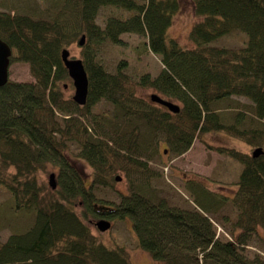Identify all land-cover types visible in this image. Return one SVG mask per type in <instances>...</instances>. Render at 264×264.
Instances as JSON below:
<instances>
[{
	"label": "trees",
	"instance_id": "16d2710c",
	"mask_svg": "<svg viewBox=\"0 0 264 264\" xmlns=\"http://www.w3.org/2000/svg\"><path fill=\"white\" fill-rule=\"evenodd\" d=\"M190 3L197 17L191 47L168 35L180 0H58L44 19L0 13V37L34 77L0 86V185L16 211L34 212L29 227L0 240V264H134L125 246L111 248L92 231L88 217L96 215L130 217L138 246L163 264H264L260 254L238 251L264 229V0ZM107 6L114 11L101 25ZM236 31L246 35L241 45L216 44ZM125 33L142 37L140 48L159 56L157 73L134 77L126 58L115 70L103 62L101 44L122 45ZM82 35L89 93L79 105L63 94L69 74L62 51ZM139 87L180 102L179 112L137 94ZM241 96L252 101L253 117L232 101ZM214 130L262 153L211 146L243 164L236 188L227 195L207 179H187L192 203L182 206L163 194L161 175L150 166L158 143L180 156ZM48 163L59 168L52 190L36 175ZM119 170L127 171V191L114 190L119 200L97 199L96 189L113 186ZM228 207L235 215L220 216ZM214 220L231 240L217 237Z\"/></svg>",
	"mask_w": 264,
	"mask_h": 264
},
{
	"label": "rangeland",
	"instance_id": "374dc122",
	"mask_svg": "<svg viewBox=\"0 0 264 264\" xmlns=\"http://www.w3.org/2000/svg\"><path fill=\"white\" fill-rule=\"evenodd\" d=\"M58 0H0V13L23 14L34 18L44 19L47 13H53L58 9ZM181 8L174 15L172 25L170 26L168 35L175 38L181 45L191 47L193 44L189 40V31L197 21V17L192 8L190 0H180ZM113 8L107 6L102 8L98 17V23L103 24L104 19L112 14ZM117 14L122 12L117 11ZM244 33L239 31L232 32L221 37L216 44L239 46L243 43ZM125 43L122 45H113L108 42L101 44V57L103 62L110 70H115L117 62L121 58L128 60V73L134 77L145 71H150L155 74L161 67L159 56L152 52L142 50L140 48L143 38L137 34L125 33L122 35ZM66 48L70 51V56L83 59L82 46L79 42H74L67 45ZM140 51V53L138 52ZM17 51L12 48L11 63L9 65V79L11 81H33L34 77L30 70L28 62H23L15 59ZM62 83L65 84L63 94L67 98L73 99L75 87L73 80L69 77ZM155 92L152 88H137V94L145 96L149 99V95ZM241 111L247 115H252V101L246 97H233L232 100ZM180 105V102H176ZM228 102H226L227 104ZM104 104L100 103L93 107V110L103 108ZM109 104L106 108H111ZM230 107V106H229ZM232 111V107L227 108ZM251 109V110H250ZM264 121V118H263ZM212 147H234L246 153H252L255 147L243 139L230 135L225 131H210L205 132L195 138L190 150L180 156H171L167 144L164 141L158 143V149L155 158L151 161L150 166L156 168L160 173V182L162 184L163 194H168L174 202L188 206L192 203L190 191L185 187L184 182L187 179H207L208 186L214 190L221 191L227 195H231V188H236V182L243 168V164L238 160L217 152ZM163 151V152H162ZM166 162V163H165ZM59 168L54 164L48 163L43 169L36 172L40 184L45 185L47 189L52 190L50 185V175L55 173L54 182L59 186L58 173ZM118 175H122L120 181H114L113 186L99 187L96 189L97 199L101 197L113 198L119 200V197L114 192H126L128 175L126 170H119ZM89 180L91 178L89 177ZM89 180L86 179L88 182ZM11 193L2 185H0V240L6 239L12 230H24L34 222V212L14 209ZM223 214L235 215V210L232 207L223 209L220 216ZM213 217V216H212ZM105 217L99 215L88 217L92 231L111 248L125 246L130 260L134 264H163L154 260L151 255L137 244V237L132 227L130 217L125 219L110 220L111 228L106 231H100L96 222ZM108 219V218H106ZM216 235L221 240H231V235L220 222L213 221ZM3 226V227H1ZM4 229V227H8ZM2 228V229H1ZM249 243L238 249L248 257H253L255 254H260L264 257V229L258 228L251 238Z\"/></svg>",
	"mask_w": 264,
	"mask_h": 264
},
{
	"label": "water",
	"instance_id": "95a60500",
	"mask_svg": "<svg viewBox=\"0 0 264 264\" xmlns=\"http://www.w3.org/2000/svg\"><path fill=\"white\" fill-rule=\"evenodd\" d=\"M85 43V35L81 36L79 44ZM12 47L0 37V86L4 85L9 79V65L11 63ZM63 62L68 69L69 77L73 80L75 87V93L73 100L79 105H84L87 102L89 93V76L85 69L83 60L81 58H75L70 56V51L64 48L62 51ZM152 101L158 102L165 107H168L173 112H179L180 106L177 103L167 101L156 93L150 95ZM262 153V148L257 147L252 152L253 156L256 157ZM55 173L50 175V185L52 188H56L57 184L54 182ZM117 180L121 177L117 176ZM97 228L100 231H106L111 227V222L105 218L99 219L96 223Z\"/></svg>",
	"mask_w": 264,
	"mask_h": 264
},
{
	"label": "crops",
	"instance_id": "0c3cea01",
	"mask_svg": "<svg viewBox=\"0 0 264 264\" xmlns=\"http://www.w3.org/2000/svg\"><path fill=\"white\" fill-rule=\"evenodd\" d=\"M2 229V228H1Z\"/></svg>",
	"mask_w": 264,
	"mask_h": 264
}]
</instances>
